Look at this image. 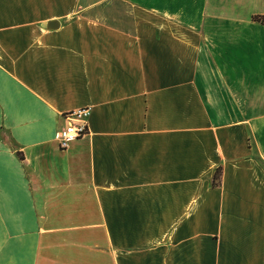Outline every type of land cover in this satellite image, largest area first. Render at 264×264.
Here are the masks:
<instances>
[{
	"label": "crops",
	"instance_id": "crops-1",
	"mask_svg": "<svg viewBox=\"0 0 264 264\" xmlns=\"http://www.w3.org/2000/svg\"><path fill=\"white\" fill-rule=\"evenodd\" d=\"M253 17L264 0H0V264H264Z\"/></svg>",
	"mask_w": 264,
	"mask_h": 264
},
{
	"label": "built area",
	"instance_id": "built-area-1",
	"mask_svg": "<svg viewBox=\"0 0 264 264\" xmlns=\"http://www.w3.org/2000/svg\"><path fill=\"white\" fill-rule=\"evenodd\" d=\"M89 109L82 108L65 114L66 126L55 135L59 150H66L68 146L88 134Z\"/></svg>",
	"mask_w": 264,
	"mask_h": 264
},
{
	"label": "trees",
	"instance_id": "trees-1",
	"mask_svg": "<svg viewBox=\"0 0 264 264\" xmlns=\"http://www.w3.org/2000/svg\"><path fill=\"white\" fill-rule=\"evenodd\" d=\"M254 21H260V22H264V18H260V17H253ZM218 177L216 176V174L214 175V181H217Z\"/></svg>",
	"mask_w": 264,
	"mask_h": 264
}]
</instances>
